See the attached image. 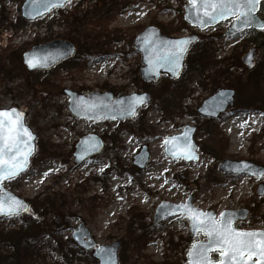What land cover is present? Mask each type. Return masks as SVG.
Here are the masks:
<instances>
[{
    "label": "rangeland",
    "instance_id": "obj_1",
    "mask_svg": "<svg viewBox=\"0 0 264 264\" xmlns=\"http://www.w3.org/2000/svg\"><path fill=\"white\" fill-rule=\"evenodd\" d=\"M24 0H0V108L17 106L38 135L29 169L4 186L32 202L21 216L0 217V264L15 262L21 232L31 229L35 264H98L92 250H77L72 230L80 222L98 245L121 241L120 264H187V252L204 232L191 235L185 214L154 223L156 207L167 200L193 204L217 217L227 209L248 210L235 222L264 230V177L222 171L223 160L264 166V30L226 34L234 17L201 30L184 18L187 0H72L34 21L21 16ZM260 17L264 19V2ZM78 18V22L75 19ZM157 25L174 36L197 33L180 78L162 75L146 82L136 35ZM78 27V28H77ZM76 45V55L49 70L29 72L23 54L52 40ZM256 49L248 69L243 57ZM202 62L198 69V63ZM221 88L235 90V102L218 118L198 108ZM64 89L121 96L148 92L150 101L133 119L89 120L68 109ZM197 127L199 159H174L168 136ZM105 142L100 153L77 164L75 145L86 134ZM146 145V168L134 156ZM160 156L154 160L158 147ZM163 183L158 189L156 175ZM75 245V246H74ZM218 253L214 254V258Z\"/></svg>",
    "mask_w": 264,
    "mask_h": 264
},
{
    "label": "water",
    "instance_id": "obj_2",
    "mask_svg": "<svg viewBox=\"0 0 264 264\" xmlns=\"http://www.w3.org/2000/svg\"><path fill=\"white\" fill-rule=\"evenodd\" d=\"M188 3L185 6V20L192 25L193 27H198L201 30H204L208 27L215 26L216 24L227 20L229 18L234 17V22L227 30L226 34L229 36L237 35L238 33L242 32L246 29H260L264 30V28H261V25L264 24V19L260 18L259 16V10L262 2L264 0H260V2L256 5V9L253 13L254 15V21L250 25H242L237 20L236 15L228 16L227 18L223 20H218L216 22H209L207 24H202L200 20L196 18V13L193 11L192 6L189 4V0H187ZM67 4V3H66ZM65 4V5H66ZM63 7V6H62ZM58 8V7H55ZM45 10L44 8V0H39L38 3H34L33 0H24L22 6H21V15L22 17L27 21H33L35 19H38L40 17H43L44 15L50 13L53 9ZM37 11L40 12L39 15H37ZM148 38V40L154 41L156 45L159 46V54L163 55L166 54L167 51L172 48L174 42L181 41V40H190L191 43L186 45V51L183 52L179 64H170L168 62H162L163 66H160L159 64H155L154 57L156 53L153 51V45L148 43V40L145 38ZM200 36L198 34H191V35H183V36H174V35H166L162 29L155 25H147L142 31H140L134 41L133 46L134 49L141 54L142 57V67L140 68V74L146 82H156L161 75H168L172 79H177L180 77L183 68L185 66L186 57L191 49V47L199 40ZM76 53V47L75 44L68 40H52L46 43L38 44L26 51L23 54V62L26 65V68L28 71H37V70H49L53 68L54 66L58 65L62 61L73 57ZM256 54V49L252 48L250 49L243 57V62L246 64L248 69H252L254 67V58ZM38 57L42 61H44L45 66H37L35 68L29 67L28 63L26 62L28 58L31 57ZM64 93L68 96V109L71 111V113L79 118L83 119H89V120H119L124 121L126 119H133L139 109L147 104L151 99V94L148 92H142V93H133V94H127V95H121L118 97H115L114 93L111 91H93L89 94H84L79 91L73 90V89H64ZM143 97L144 101L142 103H135L134 101L139 98ZM81 98H83V101L88 104H94L96 107L88 112H84L79 110L78 105L81 103ZM235 100V90L231 88H221L217 90L214 94L206 98L200 107L198 108V112L206 118H217L221 113L225 112L229 106H231L234 103ZM122 102V103H121ZM134 105V111L130 110L132 106ZM10 109H16L17 112L23 113V123L27 127V129L32 133V135L35 137L34 140L31 141L32 145L34 146V151L32 155L29 157L28 166L27 168L22 171L19 175H17L15 178L19 177L23 173H25L30 165H31V159L33 155L36 153V140L38 138V135L33 131L32 127L28 125L26 118L27 113L20 109L17 106H12L8 108H0V110H10ZM197 130L196 126L193 125H185L183 132L175 135H170L167 137L166 140L172 138V137H183L185 133L188 134L189 140L191 143L195 146V155L199 159V152L197 150L198 146L195 141L194 135ZM104 147V141L101 137H99L96 134H86L82 136L79 141L76 143L75 151H74V161L77 164L83 163L86 159H88L90 156L100 153V151ZM171 145L165 144V151L166 153L174 158L177 159L174 155L171 154L170 151L167 149L170 148ZM150 159V152L146 145H143L142 148L139 150V152L134 156V164L144 169L147 166V163ZM198 159H192L194 161H197ZM187 160V159H184ZM188 160V161H192ZM247 167L248 171L243 172L241 171L239 174H248L250 176H256L258 178L264 177V175H252L251 173H264V166L247 161V160H230L225 159L221 163V170L225 172H230L233 174H237L233 169H241L243 167ZM14 178V179H15ZM6 182V181H5ZM4 182V183H5ZM4 183L2 186H0V192H2L5 196H11L15 197L17 200L21 201L24 205V208L26 210H22L18 215H11V216H21L25 213H27L31 208L30 201L24 199L23 197L19 196L15 192L7 189L4 186ZM258 194L263 195L264 194V186L260 185L258 187ZM162 204L170 205L175 209L174 214L170 215H161L160 213V206ZM177 205H190L192 208L199 209L205 213H212L217 221L221 219V216L218 218L215 211H204L203 209L197 208L193 204V197L190 196L185 202L180 203H173L167 200H163L157 207L156 212L154 215V223H159L162 220L168 219L172 216H176L179 214H185L188 218L189 216L182 208H176ZM222 213H235V218L232 222V227L238 230L242 231H256V232H264V230L261 229H241L235 226V222L239 219H244L247 214L248 210L240 209V210H224ZM1 217H11L9 215H0ZM190 219V218H189ZM190 231L191 235L195 236L198 232H204L203 229L201 230H193L192 227V220L190 219ZM206 234V233H205ZM206 240H197L193 243V245H201V244H207L209 237L208 235ZM72 239L73 241L83 250L85 251H93L92 255L93 257L98 261V264H120L119 261V250L122 246L121 241H115L111 244H101L98 245L97 241L93 237L90 229L86 226L84 222H80L77 227H74L72 230ZM193 245L187 252V261L189 264V252L192 251ZM104 248L108 249V253H101L99 249ZM214 253H218L216 251L210 252L209 256L211 257L212 261L215 262L219 258V253L217 259L213 257ZM195 259V258H193ZM258 257H253V260H257Z\"/></svg>",
    "mask_w": 264,
    "mask_h": 264
},
{
    "label": "snow or ice",
    "instance_id": "obj_3",
    "mask_svg": "<svg viewBox=\"0 0 264 264\" xmlns=\"http://www.w3.org/2000/svg\"><path fill=\"white\" fill-rule=\"evenodd\" d=\"M38 3L39 0H33ZM260 0H189L193 11L197 14L196 18L202 24L223 20L231 15H236L237 20L242 25H250L254 21V11ZM71 0H44L45 10L55 7H62ZM40 14L39 11L36 13ZM264 28V24L261 25ZM148 40V38H145ZM153 45L156 53L155 64L163 66L162 62L179 64V60L186 45L190 40L174 42L166 54H159V46L154 41L148 40ZM28 66L35 68L45 66L44 61L38 57L28 58ZM143 97H139L135 103H142ZM122 103V102H121ZM94 104H88L81 98L78 105L79 110L88 112L95 108ZM134 111V105L130 109ZM35 137L23 123V113L16 109L0 110V186L5 181L14 179L28 166L29 157L34 151L31 141ZM166 145H171L167 150L177 159H198L195 155V146L189 140L188 134L183 137H172L165 141ZM239 175L241 171L247 172V167L233 169ZM252 175H264V173H251ZM176 208L185 210L192 220L193 230L203 229L208 235L207 244L193 245L189 252V264H214L210 252L219 253V258L215 264H264V232L242 231L232 227L235 213H221V219L217 221L212 213H205L199 209L192 208L190 205H177ZM22 210H26L21 201L15 197L5 196L0 192V215H18ZM175 209L170 205L160 206L161 215L174 214ZM101 253H108V249H99ZM253 257H258L253 260ZM195 258V259H193Z\"/></svg>",
    "mask_w": 264,
    "mask_h": 264
},
{
    "label": "trees",
    "instance_id": "obj_4",
    "mask_svg": "<svg viewBox=\"0 0 264 264\" xmlns=\"http://www.w3.org/2000/svg\"><path fill=\"white\" fill-rule=\"evenodd\" d=\"M78 21H79L78 18H76L75 22ZM202 65H203L202 62L198 63V69L201 68ZM16 232H21V234L20 233L18 234V237L23 236V240L20 239V242L16 247L17 257L15 258V262L13 264H35L31 261V258L35 253V249H34L35 243L33 241L32 242L29 241L31 237H28L29 234L33 233L32 230L29 228L24 233H22V231L15 230L12 231V233L10 234L13 235ZM75 247L77 248V250H80V252L81 251L83 252V250L80 249L77 245ZM6 264H10V263L7 262Z\"/></svg>",
    "mask_w": 264,
    "mask_h": 264
},
{
    "label": "bare ground",
    "instance_id": "obj_5",
    "mask_svg": "<svg viewBox=\"0 0 264 264\" xmlns=\"http://www.w3.org/2000/svg\"><path fill=\"white\" fill-rule=\"evenodd\" d=\"M160 151H161V145H159V147H158V150H157V153H156V155L154 156V160H158V159H160L161 158V156H160ZM161 176H160V174L158 173L157 175H156V182H157V188L156 189H158L163 183L161 182Z\"/></svg>",
    "mask_w": 264,
    "mask_h": 264
}]
</instances>
